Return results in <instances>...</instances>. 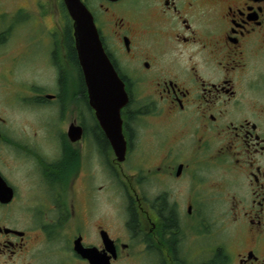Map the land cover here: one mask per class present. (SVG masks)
Here are the masks:
<instances>
[{"label":"flooded vegetation","instance_id":"flooded-vegetation-1","mask_svg":"<svg viewBox=\"0 0 264 264\" xmlns=\"http://www.w3.org/2000/svg\"><path fill=\"white\" fill-rule=\"evenodd\" d=\"M81 1L126 147L66 1L0 0V264H264V0Z\"/></svg>","mask_w":264,"mask_h":264},{"label":"water","instance_id":"water-1","mask_svg":"<svg viewBox=\"0 0 264 264\" xmlns=\"http://www.w3.org/2000/svg\"><path fill=\"white\" fill-rule=\"evenodd\" d=\"M65 1L73 19L76 48L86 75L91 105L101 117L115 113L117 127L108 122H103V126L117 152L123 155L126 143L120 109L128 100L125 85L103 49L90 11L81 0Z\"/></svg>","mask_w":264,"mask_h":264}]
</instances>
